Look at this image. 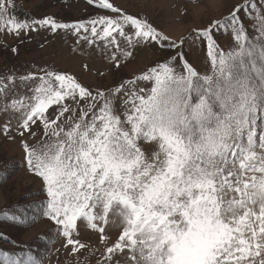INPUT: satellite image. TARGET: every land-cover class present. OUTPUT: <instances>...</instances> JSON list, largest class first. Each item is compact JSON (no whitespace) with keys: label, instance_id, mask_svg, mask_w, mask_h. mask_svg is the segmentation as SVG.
Listing matches in <instances>:
<instances>
[{"label":"snow or ice","instance_id":"6c2138e0","mask_svg":"<svg viewBox=\"0 0 264 264\" xmlns=\"http://www.w3.org/2000/svg\"><path fill=\"white\" fill-rule=\"evenodd\" d=\"M88 2L112 15L71 23L51 15L20 19L10 14L14 0H0V32L19 37L38 28L77 36L83 31L88 44L115 46L111 59L117 67V53L130 58L140 46L175 55L110 92L93 93L57 71L19 77L39 83L30 95L5 105L15 115V135L7 123L0 131L10 140L19 136L29 173L42 180L44 199L34 213L7 219L29 226L42 214L73 253L86 247L73 236L78 221L86 222L109 245L102 264H120L125 255L130 264H254L257 258L264 264V123L258 124L264 121V8L246 0L206 27L173 38L110 0ZM241 12L258 21L255 38L247 34ZM221 31L233 38L227 50L215 38ZM189 41L206 42L210 73H199L185 58ZM15 80L0 76V93L8 96ZM138 81L152 86L137 90ZM41 127L42 139L33 131ZM144 141L157 150H142ZM110 211L120 223L114 242L101 226ZM0 264L39 260L31 251L0 250Z\"/></svg>","mask_w":264,"mask_h":264},{"label":"rangeland","instance_id":"374dc122","mask_svg":"<svg viewBox=\"0 0 264 264\" xmlns=\"http://www.w3.org/2000/svg\"><path fill=\"white\" fill-rule=\"evenodd\" d=\"M110 2L129 14L148 19L167 35L179 38L186 35L190 29L206 27L212 19L222 17L235 5L245 4L246 0H198L197 3H193L192 0H110ZM14 3L16 6L10 9V14L20 19L51 15L61 22L71 23L87 22L100 15H112L110 10L101 9L94 3L90 4L88 0H14ZM256 3L258 7L264 8V0H256ZM240 15L243 17L247 34L255 38L253 26H258V21L255 20L254 14L245 16V13L241 12ZM83 35H86L83 31L77 36L72 30L61 29L52 33L44 28L27 34L21 33L19 37L0 32V76L16 77L15 82L9 84L8 96L0 93V129L6 123L10 124V131L15 135L16 118L11 110H4L5 105L13 98L30 95V89L39 83L38 80L21 82L19 79L21 76L29 73L41 75L42 70L57 71L73 76L93 93L98 90L110 92L124 80L135 79L149 67L175 55L170 49L157 50L140 46L134 50L130 58L117 53L120 65L117 67L116 62L111 59L115 46L106 49L105 42L101 40L88 44L86 40L81 39ZM215 38L218 45L225 50L234 43L230 32L221 31ZM120 43L122 48L126 47L123 40ZM13 47L17 52L11 51ZM183 52L187 61L199 73H210L206 42L189 41ZM151 86L147 81H138L135 87L138 90L150 89ZM131 87L126 85L125 90ZM118 107L122 113V106ZM49 113L55 118L56 106H52ZM66 119L67 115L61 118L60 122ZM33 131H37L40 139L43 138L42 127L33 128ZM19 139L16 135L15 139L10 140L3 131H0V237H2L0 250L10 253L31 251L39 260V264H102V254L109 245L101 242L99 231L87 228L86 222L78 221V230L73 233V236L86 247L73 253L71 246H64L65 241L58 227L42 214L29 226L7 219L13 214L23 218L25 212L34 213L41 207L40 202L44 199L42 180L29 173ZM27 139L36 143V139L31 136ZM256 139L258 143V136ZM141 146L148 154L157 150L156 145L147 141L141 142ZM256 175L259 176V173ZM236 196L239 198V194ZM227 198L231 199V194ZM101 226L105 228L104 235L108 237V241L114 242L120 231L117 216L110 211L108 223ZM120 264H130L127 255L120 257ZM254 264H260V259L257 258Z\"/></svg>","mask_w":264,"mask_h":264}]
</instances>
